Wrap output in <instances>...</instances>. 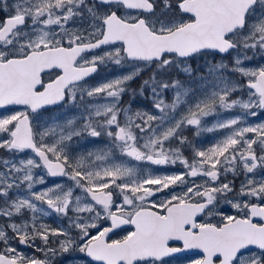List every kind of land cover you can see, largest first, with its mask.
<instances>
[{
    "label": "snow or ice",
    "instance_id": "obj_1",
    "mask_svg": "<svg viewBox=\"0 0 264 264\" xmlns=\"http://www.w3.org/2000/svg\"><path fill=\"white\" fill-rule=\"evenodd\" d=\"M0 13V264H264V0Z\"/></svg>",
    "mask_w": 264,
    "mask_h": 264
},
{
    "label": "flooded vegetation",
    "instance_id": "obj_2",
    "mask_svg": "<svg viewBox=\"0 0 264 264\" xmlns=\"http://www.w3.org/2000/svg\"><path fill=\"white\" fill-rule=\"evenodd\" d=\"M103 74H104V70L102 69L100 78H104L105 77ZM145 75H147V73H143L142 74V76H145ZM138 83H139V80L134 83L135 86H137ZM44 220H45L46 223L50 224L52 227H56L57 224H58V220H57V218L55 216L46 217V218H44ZM120 235H123V233H120ZM113 238H118V237L114 236ZM22 250L28 252L29 254H31V251H32L31 249H22ZM178 255L180 257H185L186 256V254H178ZM185 262H188V259L183 258V259L173 260L172 264H184Z\"/></svg>",
    "mask_w": 264,
    "mask_h": 264
},
{
    "label": "rangeland",
    "instance_id": "obj_3",
    "mask_svg": "<svg viewBox=\"0 0 264 264\" xmlns=\"http://www.w3.org/2000/svg\"><path fill=\"white\" fill-rule=\"evenodd\" d=\"M3 14L2 13H0V16H2ZM117 69H115V68H113L110 72L109 71H106V70H104V76L105 77H109V76H112V75H116L117 74ZM133 86H135V84L133 85ZM184 264H189V261L188 262H185Z\"/></svg>",
    "mask_w": 264,
    "mask_h": 264
}]
</instances>
